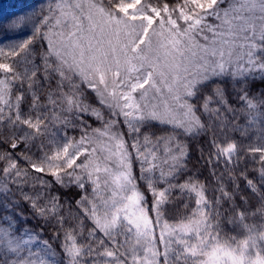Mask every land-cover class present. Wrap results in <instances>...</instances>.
Returning a JSON list of instances; mask_svg holds the SVG:
<instances>
[{
  "label": "snow or ice",
  "instance_id": "6c2138e0",
  "mask_svg": "<svg viewBox=\"0 0 264 264\" xmlns=\"http://www.w3.org/2000/svg\"><path fill=\"white\" fill-rule=\"evenodd\" d=\"M37 2L39 8L17 16L7 27L0 19V43L12 40L0 47V57L12 59L11 65L0 63V122L33 130L25 132L24 141L48 134L47 116L42 119L37 113L34 119L23 113L25 92L15 97V103L10 99L15 82L21 86L27 82V91L32 93L29 112L39 109V96L33 89L42 72L45 81L56 80L55 89L47 93L53 108L51 120L66 127H75L79 121L82 135L79 140L65 136L61 145L52 132V153L44 152L38 162L26 154L31 149L15 159L0 154V161H7L0 173V194L10 191L9 182L16 184L37 217L46 223L55 219L63 230L62 240L59 231L54 234L60 241L57 252L48 241L39 239L40 233L18 230L19 221L8 214L5 205L6 214L0 216L3 264H89V260L100 264L105 257L115 264H264V245L257 243L264 242V230L251 235L257 227L264 229V224H247L249 216L242 211L229 223H239L247 234L241 238L223 230L222 202L231 201L234 192L220 185L221 195L209 200L206 186L191 176L183 183L169 182L186 167V145L178 136L205 130L192 100L203 95L202 115L210 121L215 117L221 129L227 128L220 108L210 107L213 103L227 106L224 89L217 85L210 95L205 93L213 79L244 82L238 96L242 107L227 106V111L243 115L245 124H233L231 130L241 136L255 131L264 139V99L259 94L249 97L247 90L248 81L264 80V0ZM20 64L23 71H16ZM93 99L99 107L93 106ZM82 114L94 116L100 127L86 124ZM152 122L170 125L172 131L153 140L155 133L144 131ZM19 143L13 141L11 148ZM161 144L163 157L158 155ZM213 145L218 158L231 157L238 150L235 141L222 147L214 139ZM249 150L261 153L259 186L242 174L260 205L251 213L255 218L264 213V145ZM21 159L27 168L21 167ZM136 163L139 175L134 171ZM45 173L61 187L75 186L84 192L75 202V226L64 229L65 217L60 213L71 204H62L59 195H51L53 181L44 179ZM160 181L168 187L157 191ZM29 184L33 195L23 192ZM88 184L92 185L90 194ZM175 189L189 199L194 194L196 207L170 224L164 219V206L166 194ZM146 191L154 197L150 206ZM155 228H160L158 239ZM85 231L86 244L80 243Z\"/></svg>",
  "mask_w": 264,
  "mask_h": 264
},
{
  "label": "trees",
  "instance_id": "16d2710c",
  "mask_svg": "<svg viewBox=\"0 0 264 264\" xmlns=\"http://www.w3.org/2000/svg\"><path fill=\"white\" fill-rule=\"evenodd\" d=\"M155 3V0H153ZM179 0H169V3H178ZM41 5L37 0H0V19L3 20L5 26L7 27L12 20L17 16L29 12L33 7L39 8ZM2 10H5L3 14ZM12 43V40H4L0 43V47ZM40 45L37 44L39 49ZM5 51L7 48L5 47ZM0 63H9L12 64V59L5 60L0 57ZM37 63L39 61L37 60ZM3 72V70H0ZM16 71H23V64L16 66ZM2 74V73H0ZM39 84L34 87L33 91L39 96V103L41 107L36 111L29 112V105L31 104L32 93L28 92V83L25 82L22 86L19 81L15 82L13 89L11 91V97L13 103H15V97L21 92L26 93V99L22 103L21 108L25 116L31 115L34 119L37 113L41 114L43 119L47 116L45 122L49 125L48 134L38 136L33 140L24 141L21 138L24 136L25 132L33 131L28 129L26 125L20 128H12L6 123L0 122V154L8 153L14 159L21 157L22 154L26 153V149H31L27 151V155L33 157V160L37 161L44 154L48 152L49 155L52 153V147L49 146V140L52 139L51 133L54 132L55 139L61 145L66 142L64 140L65 136L71 140H78L82 135L81 126L79 121H76V126H64L59 121H52V105L48 101L47 93L50 90L55 89L56 80L52 79L51 81H45L43 79V73L41 72L38 75ZM244 82H233L230 78L212 80L205 90L206 94H211L212 89L217 85L224 89V95L227 100V106L234 108H241L242 105L238 100V96L242 93L239 92V89L243 86ZM249 88L248 93L249 97L259 94L260 99H264V80L256 79L254 81H248ZM89 90V95L94 98ZM203 99V95L200 96L198 100L194 99L191 103L196 104L198 107L202 103L200 100ZM93 105L96 107L99 104L93 99ZM227 106L221 107L218 104H211V108H220L222 118L227 123V128L221 129L220 124L216 121V118L213 117L210 121L208 116L200 115L202 123L205 125V130L194 135H179L178 139L186 145V156L183 160V163L186 165L185 170L180 174L175 180L169 178V182L172 184L183 183L188 177H193L196 181L203 183L206 188V198L209 200H214L215 197L221 195L219 191L220 185L224 186V190L233 193L234 196L231 201L222 202V207L220 211L222 215V225L223 230L228 235H237L243 236L247 233L241 231V226L239 223L236 225L230 224L229 219L234 217L239 212H246L249 216V219L246 221L249 225L259 226L264 224V213L255 218L251 217V213L256 211L260 205L251 193V190L247 188V181L244 178V175L247 176V179L253 180L254 183L259 186L258 173L261 168L260 155L261 153L253 154L249 149L252 147H260L264 145V139H259L255 131H250L247 136H241L240 132H233L232 125L237 124L243 126L245 124V118L243 115L227 111ZM264 110V109H262ZM4 111L7 113L9 110L5 107ZM59 114V109H57ZM63 115H68L64 113ZM82 119L86 124L91 125L93 128L99 127L100 123L96 120L94 116L83 115ZM145 132H153V140L156 136L166 135L172 131L171 126L162 125L159 123L152 122V127L144 129ZM227 135L228 139H225ZM215 139L217 144H220L222 147H226L229 142L235 141L238 144V150L231 157L223 156L218 158L215 155L216 149L213 145V140ZM20 140L18 146L13 149L11 148V143L13 141ZM43 144L45 147L41 149L39 146ZM21 167L27 168L28 165L21 159ZM7 161H0V173L5 166ZM134 171L136 175H139L138 165L135 164ZM32 175H37L34 170L31 171ZM214 174V175H213ZM244 174V175H242ZM44 179L53 181L50 175L43 174ZM10 191L5 194H0V216L6 214L5 205H8L7 212L8 214L14 216L17 221H19V229H30L33 232L40 233L39 239L41 241H48L49 244L57 251L60 252V241L54 239V234L58 231L60 232V239H63V230L60 228V225L55 219L45 222V220L37 217L33 212L30 202L23 198L21 194V189L17 187L16 184L8 183ZM87 191L90 194V186L87 185ZM157 191H161L164 188H167L168 185L163 181H160L156 185ZM38 190V189H37ZM142 190L143 184H142ZM23 192L29 195H33V189L31 184L25 185L23 187ZM51 195H59L61 203L70 202L71 208L65 206L61 211V215L65 217L64 229L71 228L78 223L77 219H73L76 215L78 209L76 206V200L80 198L81 195H84L79 188L73 187H61L53 181L52 188L50 190ZM147 204L150 206L153 202V196L150 192L146 191ZM195 195L193 194L191 199L188 195H181L178 189L173 190L170 194H166L167 203L165 204L166 215L164 219L167 220L170 224H176L182 218L191 214L195 205ZM185 202L188 203V207L185 208ZM69 212L72 215H69ZM89 226L90 223H89ZM260 229L257 227V232L259 234ZM87 233L85 231L84 238L80 240V243H88ZM107 247H109L107 245ZM8 259L13 257L9 256ZM4 256L3 250L0 249V264H3Z\"/></svg>",
  "mask_w": 264,
  "mask_h": 264
},
{
  "label": "rangeland",
  "instance_id": "374dc122",
  "mask_svg": "<svg viewBox=\"0 0 264 264\" xmlns=\"http://www.w3.org/2000/svg\"><path fill=\"white\" fill-rule=\"evenodd\" d=\"M129 2H130V0H129ZM4 12H6L5 10H2L1 11V13L3 14ZM0 73H2V74H0V77H2L3 76V72H1L0 71ZM219 79H224L223 77H221V78H219ZM219 79H213V80H219ZM91 91V90H90ZM93 95H95V93L93 94ZM201 102L203 101V99H201L200 100ZM94 106V105H93ZM95 107V106H94ZM97 107V106H96ZM99 107V106H98ZM198 107V106H197ZM198 111H197V115L198 116H200L202 113H203V109L202 108H200V106L198 107ZM83 115H88V114H83ZM155 123H159V122H155ZM160 124V123H159ZM162 125H166V124H162ZM167 126H170V125H167ZM100 127V126H99ZM79 140V139H78ZM158 155L159 156H161V157H163V144H161V146H160V152L158 153ZM77 162L78 163H83V158H78V160H77ZM137 165H138V171L140 172V165H139V163H136ZM148 165H145V167H147ZM165 170H167V169H165ZM77 171H79V170H77ZM46 175H48L47 173H45ZM43 175V174H42ZM156 175L158 176L159 175V170H157L156 171ZM51 179L53 180V178L51 177ZM89 186H90V191L92 190V185L91 184H88ZM153 200H154V198H153ZM150 215H153V218H154V214H150ZM163 224V220L161 221V225ZM155 236L157 237V239L159 238V234H160V228H155ZM101 237L103 236V234L101 233V234H99ZM246 235V234H245ZM251 235H253V236H258L259 234H258V232L256 231V232H254V233H251ZM244 236V235H243ZM243 236H241V238H243ZM120 239L122 240L123 239V237L121 236L120 237ZM257 243L258 244H261V245H264V242H262V241H257ZM108 246H109V248L111 249L113 246L111 245V243H108L107 244ZM129 246H131V242H130V244H129ZM33 251H36L37 250V247L36 246H33V249H32ZM104 249L103 248H101V249H99V251H103ZM121 251H123V249H120ZM161 250H162V248H161ZM26 254V253H25ZM108 262V264H115V261L112 259V258H107V257H105V258H102L101 260H100V264H105V262ZM89 264H91V260H89Z\"/></svg>",
  "mask_w": 264,
  "mask_h": 264
}]
</instances>
